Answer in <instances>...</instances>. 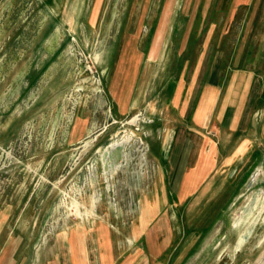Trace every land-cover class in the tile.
<instances>
[{
  "label": "rangeland",
  "instance_id": "obj_1",
  "mask_svg": "<svg viewBox=\"0 0 264 264\" xmlns=\"http://www.w3.org/2000/svg\"><path fill=\"white\" fill-rule=\"evenodd\" d=\"M227 5L0 4V253L14 264H57L72 230L104 221L117 241L112 264H264V29L245 33L249 20ZM246 71L251 83L230 81ZM214 72L229 81L215 83L219 100L197 128L195 104ZM182 126L192 152L207 137L218 150L216 168L184 203L178 178L168 177L195 156L179 164L166 156ZM164 207L172 241L152 258L147 226Z\"/></svg>",
  "mask_w": 264,
  "mask_h": 264
},
{
  "label": "crops",
  "instance_id": "obj_2",
  "mask_svg": "<svg viewBox=\"0 0 264 264\" xmlns=\"http://www.w3.org/2000/svg\"><path fill=\"white\" fill-rule=\"evenodd\" d=\"M3 1L6 0H0V4ZM227 2L228 5L227 8H225V12L227 11L230 13L233 18L245 15L247 20H249L250 28L247 29L245 33L250 32L251 35H254L256 33L258 34L260 31L262 32L264 27H258V25L260 20H264V0H227ZM253 19L257 20V25L253 26L251 21ZM259 44L261 46L263 45L261 41ZM246 72L249 73V75H247ZM246 72L244 74L233 75L230 81L251 83L253 75L249 71ZM227 76L228 74L225 75V77L219 76L214 72L212 73V78L205 82L207 84L202 90L201 95H199V101L195 104L196 107L193 120L197 128L205 127L211 120V115L219 100L221 91V88L215 85V83L229 81L226 79ZM241 76L245 78L243 77V79L239 80L238 78ZM246 76L248 78H246ZM250 77L251 79H249ZM222 115H225L224 110H222ZM230 119L229 123L233 130H237L240 126L241 112H236L235 116ZM182 130L183 126L179 129V132ZM184 135L183 132L177 134L176 130L173 132L169 144V153L166 155L173 158L177 164H179L181 160L186 161L190 157L195 156L196 164L187 168L184 173H182L183 175L179 173L182 171L179 169L180 166H175L172 172V174H174L173 177L171 178V175L168 177L169 182H171L174 177L178 178V195L180 203H184L203 187L210 174L216 168L218 157L217 145L214 140L206 136L207 138L201 139L195 152H192L191 148L196 146V144L186 140ZM160 212L161 213L157 215V219L152 221V224H150L149 221L147 226V248L152 258H163L172 241L171 220L166 213L165 207L161 208ZM116 243L117 241L112 230L109 228L108 223L104 221L99 223L94 230H88L86 228L72 230L65 243H59L58 245L60 258L57 264H112L109 260L112 258L111 250H117ZM13 257V254L11 255L8 250H3V252L0 253V264H14L15 259Z\"/></svg>",
  "mask_w": 264,
  "mask_h": 264
},
{
  "label": "bare ground",
  "instance_id": "obj_3",
  "mask_svg": "<svg viewBox=\"0 0 264 264\" xmlns=\"http://www.w3.org/2000/svg\"><path fill=\"white\" fill-rule=\"evenodd\" d=\"M121 142L114 141L113 143H111L112 144L111 146H114V144L115 145H120V144H122ZM168 142H169V138H168V141L166 142V146H167ZM85 146H88V142H87V144H85ZM248 233H249V231L248 232H244V233L241 234L240 239L238 241V246H241V244H243L244 241L248 238V236H249Z\"/></svg>",
  "mask_w": 264,
  "mask_h": 264
}]
</instances>
